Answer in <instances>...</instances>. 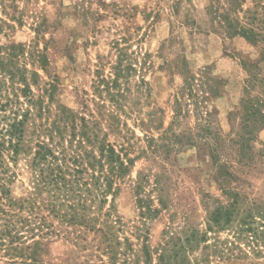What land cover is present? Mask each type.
<instances>
[{
	"label": "rangeland",
	"instance_id": "obj_1",
	"mask_svg": "<svg viewBox=\"0 0 264 264\" xmlns=\"http://www.w3.org/2000/svg\"><path fill=\"white\" fill-rule=\"evenodd\" d=\"M208 4L209 0H0V19L12 26H2L5 34L0 32V43L22 44L44 54L47 72L38 70V85L42 87L55 78L57 102L72 110L80 111L83 101L94 97L93 81L100 61L103 74H109V60H114L110 44L118 32L129 36L134 51L150 55L145 63L150 67H145L144 73L148 86L138 117L146 127L139 125V119L126 120V136L133 142L129 158L137 159L129 176L118 182L113 201L109 198L99 214L105 221L100 228L105 230L103 225L109 224L114 227L121 254L109 259L102 251L99 233L88 234L87 241L80 245H87L85 250H74L62 240L52 242L45 249L42 264H158L159 254L165 255L166 264H264V242L251 240L245 231L236 234L235 223L221 229L214 227L203 239L199 235L194 241L190 238L192 231L205 233L213 204L225 201L226 196L207 156L200 160L195 148L184 144L185 139L180 143L160 139L173 122L174 136L197 129L199 118L193 106L188 102L186 107L187 97L181 98L189 76L220 80L219 95L201 105L214 113L217 129L225 140L219 158L231 165L229 170L235 176L225 187L236 188L246 202H264V125L252 132V164H237L238 146L229 141H237L244 132L239 106L246 78L242 65L258 63L259 49L241 38L225 37L206 16ZM41 20L46 28L35 34ZM260 71L264 72V64H260ZM193 84L197 96H202L195 86L199 82ZM176 101L182 102V113L174 119ZM87 105L94 110L91 102ZM160 123L161 130H154ZM102 128L108 132V142L121 140L117 135L109 137L106 124ZM146 136L154 138L151 148ZM166 143L168 156L161 149L152 150ZM14 171L11 196L25 198L32 180L28 163L18 161ZM138 180L139 198L156 211L150 216L142 215L146 209L138 206ZM156 181L158 185L154 186ZM159 199L165 206L159 204ZM143 246L148 248L150 261L140 253ZM6 262L0 259V264Z\"/></svg>",
	"mask_w": 264,
	"mask_h": 264
},
{
	"label": "trees",
	"instance_id": "obj_2",
	"mask_svg": "<svg viewBox=\"0 0 264 264\" xmlns=\"http://www.w3.org/2000/svg\"><path fill=\"white\" fill-rule=\"evenodd\" d=\"M2 5L4 10L6 5ZM206 16L225 37L241 38L259 49L258 63L242 65L246 78L239 106L244 132L237 141L229 140L238 146L237 164L247 166L255 162L249 144L253 141L252 132L264 125L261 110L264 109V72L260 71V64H264V0H209ZM2 26L12 27L0 19V32ZM41 28H46L44 20L36 24L34 33L39 34ZM133 44L129 36L118 32L110 44L114 60H109V74H103L100 61L93 81L94 97L84 100L80 111H75L57 102L55 78L39 87L38 70L47 72L44 54L22 44L0 43V259H5L6 264H42L46 247L56 240L71 244L74 250H85L87 245L80 247L81 243L87 241L88 234L97 233L98 240L103 241L102 251L109 259L121 254L114 227L109 224L103 225L105 230L100 228L105 221L99 214L109 198L113 201L118 182L129 176L137 159L129 158L133 142L126 136V120L138 121L142 113V97L148 86L144 79L145 63L150 55L134 51ZM200 78L203 80L189 76L181 91V98L187 97L185 106L191 103L199 118L197 129L174 136L171 131L176 123L173 122L160 138L178 143L185 139L184 144L195 148L200 160L207 156L226 196L225 201L213 204L206 219L205 233L192 231L190 238L194 241L199 235L203 239L214 227L221 229L235 223L236 234L245 231L251 240L263 243L264 202H246L236 188L225 187L235 179L229 170L231 165L219 158L225 140L217 129L214 113L201 105L219 95L221 82L202 75ZM193 82H199L195 86L202 96H197ZM89 102L94 106L92 111L87 105ZM181 103L176 101L174 119L182 113ZM102 124L107 125L109 137L117 135L121 140L108 142V132ZM139 125L146 127L141 119ZM161 128V123L154 126L156 131ZM145 140L151 148L154 138L146 136ZM160 149L164 156L170 154L167 143L152 150ZM20 160L28 163L32 174L31 189L27 197L14 199L11 186ZM157 181L154 186L158 185ZM140 191L138 180L135 186L138 206L146 209L147 213L142 215L150 216L156 211H151L139 198ZM161 200L159 204L165 206ZM140 253L147 261L151 260L146 246ZM165 260V255H158V264H166Z\"/></svg>",
	"mask_w": 264,
	"mask_h": 264
}]
</instances>
